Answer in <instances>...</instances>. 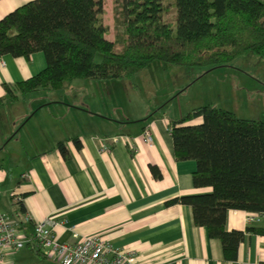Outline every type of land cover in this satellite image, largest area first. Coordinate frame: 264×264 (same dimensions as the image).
Here are the masks:
<instances>
[{
    "label": "crops",
    "instance_id": "obj_1",
    "mask_svg": "<svg viewBox=\"0 0 264 264\" xmlns=\"http://www.w3.org/2000/svg\"><path fill=\"white\" fill-rule=\"evenodd\" d=\"M29 1L0 0V19ZM46 66L42 51L29 59L0 57V213L13 220L26 212L36 219L54 218L60 222L56 235L65 242L100 235L133 250L135 264H264V235L247 232L237 258L228 259L221 239L195 223L191 205L167 204L212 191L194 185L195 160L177 159L171 123L178 119L125 91L105 93L118 81L112 79H74L61 89L16 91V97H8L6 84L24 81ZM201 122L196 117L189 123ZM146 129L151 142L144 137ZM105 143L109 150L103 149ZM18 195L24 198L21 208ZM248 228L264 229V216L227 210V231ZM32 232L27 224V235ZM5 261L59 264L33 244L9 250Z\"/></svg>",
    "mask_w": 264,
    "mask_h": 264
},
{
    "label": "trees",
    "instance_id": "obj_2",
    "mask_svg": "<svg viewBox=\"0 0 264 264\" xmlns=\"http://www.w3.org/2000/svg\"><path fill=\"white\" fill-rule=\"evenodd\" d=\"M39 51L46 68L6 84L9 98L61 89L74 79L130 77L154 61L211 69L251 51L264 57V0H31L0 19V57L29 59ZM196 117L202 122L190 124ZM171 135L177 159L197 162L194 185L212 191L167 204L191 205L195 223L236 259L247 232L264 235L262 228L225 229L228 209L264 216V120L209 104L173 121ZM58 148L69 157L63 142Z\"/></svg>",
    "mask_w": 264,
    "mask_h": 264
},
{
    "label": "rangeland",
    "instance_id": "obj_3",
    "mask_svg": "<svg viewBox=\"0 0 264 264\" xmlns=\"http://www.w3.org/2000/svg\"><path fill=\"white\" fill-rule=\"evenodd\" d=\"M115 21V50L121 51L122 26L117 16ZM100 60L98 55L97 61ZM112 80L118 81L106 87L103 82L102 89H110L105 93L125 91L134 101L153 109L163 108L178 120L209 104L232 111L240 118L264 120V57L253 51L211 69L154 61L133 76Z\"/></svg>",
    "mask_w": 264,
    "mask_h": 264
},
{
    "label": "built area",
    "instance_id": "obj_4",
    "mask_svg": "<svg viewBox=\"0 0 264 264\" xmlns=\"http://www.w3.org/2000/svg\"><path fill=\"white\" fill-rule=\"evenodd\" d=\"M144 137L153 141L150 129H146ZM117 142V137L113 138ZM103 149H110V143L103 144ZM1 194V189H0ZM24 198L16 196L15 202L21 208ZM250 216L249 220H254ZM32 224V235H27L26 226ZM60 222L47 217L36 219L26 212L21 220H13L7 214L0 213V264H6L5 258L9 250L23 248L33 244L35 249L45 258L56 260L60 264H135V252L116 246L109 239L100 235L87 236L77 242H65L56 235V227Z\"/></svg>",
    "mask_w": 264,
    "mask_h": 264
}]
</instances>
